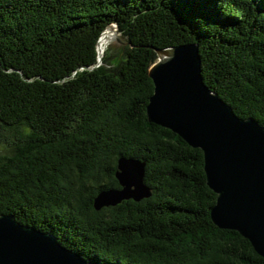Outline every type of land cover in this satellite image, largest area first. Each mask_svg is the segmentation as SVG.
Returning a JSON list of instances; mask_svg holds the SVG:
<instances>
[{
	"label": "trees",
	"instance_id": "16d2710c",
	"mask_svg": "<svg viewBox=\"0 0 264 264\" xmlns=\"http://www.w3.org/2000/svg\"><path fill=\"white\" fill-rule=\"evenodd\" d=\"M109 24L128 44H96ZM196 43L203 82L264 127V0H0V215L93 264H264L218 229L203 156L147 121L153 48ZM120 157L151 196L94 210Z\"/></svg>",
	"mask_w": 264,
	"mask_h": 264
},
{
	"label": "water",
	"instance_id": "95a60500",
	"mask_svg": "<svg viewBox=\"0 0 264 264\" xmlns=\"http://www.w3.org/2000/svg\"><path fill=\"white\" fill-rule=\"evenodd\" d=\"M109 45L122 47L115 24H109ZM148 67L153 93L145 108L147 121L164 127L203 156L205 183L216 194L210 209L218 229L236 231L264 260V127L242 119L203 82L198 44L153 48ZM101 59L97 58V66ZM115 178L119 189L99 192L94 210L151 196L144 183L145 162L120 157ZM0 264H93L61 245L48 232L0 215Z\"/></svg>",
	"mask_w": 264,
	"mask_h": 264
},
{
	"label": "bare ground",
	"instance_id": "6f19581e",
	"mask_svg": "<svg viewBox=\"0 0 264 264\" xmlns=\"http://www.w3.org/2000/svg\"><path fill=\"white\" fill-rule=\"evenodd\" d=\"M110 43V37H108V34L102 36L99 39L98 45H97V56L98 58H102V56L105 53L106 48L109 46Z\"/></svg>",
	"mask_w": 264,
	"mask_h": 264
},
{
	"label": "rangeland",
	"instance_id": "374dc122",
	"mask_svg": "<svg viewBox=\"0 0 264 264\" xmlns=\"http://www.w3.org/2000/svg\"><path fill=\"white\" fill-rule=\"evenodd\" d=\"M106 50H108V52L109 53H115V54H119V51H120V47H118V46H112V45H109L107 48H106ZM105 50V51H106ZM104 56V55H103ZM102 56V57H103ZM98 57V56H97ZM101 64V63H100ZM99 64V65H100ZM0 150H1V148H0Z\"/></svg>",
	"mask_w": 264,
	"mask_h": 264
}]
</instances>
